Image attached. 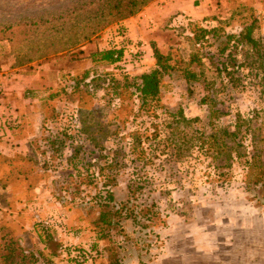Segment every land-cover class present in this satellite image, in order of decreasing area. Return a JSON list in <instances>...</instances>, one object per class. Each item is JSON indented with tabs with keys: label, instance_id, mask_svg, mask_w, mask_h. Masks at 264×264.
<instances>
[{
	"label": "rangeland",
	"instance_id": "rangeland-1",
	"mask_svg": "<svg viewBox=\"0 0 264 264\" xmlns=\"http://www.w3.org/2000/svg\"><path fill=\"white\" fill-rule=\"evenodd\" d=\"M195 7L200 17H181L174 23L168 18L154 31L158 43L145 42L151 60L141 67L154 66L151 45L187 61L192 52L189 39L197 28L220 30L206 39L201 56L210 53L222 59L218 52L226 40L222 34H238L253 19L258 24L254 36L264 43V0H195ZM102 9V0H0V29L11 26L14 31L11 40H0V106L6 110L7 88L14 79L20 80L18 90L25 77L37 80L24 93L35 95L45 112L43 99L58 89L62 76L105 73L102 64L92 62L91 54L125 49L117 36L123 27L103 26ZM93 29L94 34L84 40L83 34ZM74 42L72 49L54 53ZM227 54L245 64L231 69L235 85L204 63L206 78L214 82L217 108L225 114L217 126L231 128L237 113L243 120L251 119L247 125L257 136L264 161V74L253 70L244 47H230ZM141 67L129 69L128 77L140 76ZM109 69L108 74H124ZM131 92L77 91L61 97L53 115L47 108V122L55 127H40L21 149L23 155H17L25 161L16 162V167L27 179L8 184L14 200L6 193L0 196V256L6 253L1 236L9 230V237L30 250L26 264H78L71 251L82 249L97 251L94 264H108L110 254L112 264H264V193L247 189L243 160L234 159L223 170L228 174L223 180L208 167L211 160L190 153L176 156L171 146L176 133L209 131L208 107L201 103L206 91L173 73L163 82L157 117L140 114L138 99ZM179 109L187 119L200 122L192 124L191 130L183 129L173 118ZM75 119L84 122L89 136L82 126L74 128ZM152 122L159 129L156 154L160 156L143 165L135 162L127 143L133 132L146 128L151 132ZM249 144L247 139L244 146L251 151ZM114 150L120 151L117 156ZM71 151L74 156L68 166L64 159ZM29 158L40 160L39 164ZM113 158L117 164H111ZM4 163L0 161V178L6 177ZM69 174L77 177L70 180ZM105 190L114 197L110 206L123 204L135 217L134 221L120 219L121 225L109 231L108 239L99 240L94 202L98 191L104 196ZM47 220L53 223H44Z\"/></svg>",
	"mask_w": 264,
	"mask_h": 264
},
{
	"label": "trees",
	"instance_id": "trees-1",
	"mask_svg": "<svg viewBox=\"0 0 264 264\" xmlns=\"http://www.w3.org/2000/svg\"><path fill=\"white\" fill-rule=\"evenodd\" d=\"M152 1L154 0H102L103 26L119 23L137 15ZM257 28V19H253L251 23L245 25L238 34H222L226 39L222 48L218 49L222 59H216L214 54L208 53L201 56L199 53L209 36L218 35L220 32L218 28H197L194 31L193 38L191 40L189 39L192 52L187 61L180 58L172 51L163 54L159 52L155 45H151L152 58L154 60L153 68L145 70L140 76L131 79L128 77L129 72L122 68L119 69L117 66L113 69L118 68V70L124 74H119L120 76L118 77L106 72L112 70L109 68H112L111 66L120 60L121 50H116L115 48L99 50L91 54V60L93 63L102 64L105 68V73L95 72L94 74V72H84L79 78L73 76L71 73L62 76L60 84H58V89L50 90L43 99V105L46 109L45 112H43L41 129H52L53 126L55 127L54 123L47 122L48 111L53 115L57 110L56 102L66 94H74L77 91L93 95L99 91L104 92L112 90L116 92L118 89H133L131 94L134 93L139 102L138 112L147 117H157L156 109L159 108L163 82L166 78L171 77L173 73H176L184 83L199 85L200 88L206 91L207 94L201 99V103L208 107V122L206 126L209 129L208 132L205 128H199L196 132L174 134L175 136L171 141V146L175 150L176 156L190 153L191 155L196 154L198 157L203 156L211 160V164L208 167L213 170V173L218 179L223 178V180L225 179L224 177L228 175L223 172V170L229 169L234 159L243 160L244 166L246 167L244 183L247 189L253 187L254 189L262 190V193H264L263 155L256 144L257 136L251 134L252 132L248 128V123L251 122V119L243 120L242 116L237 113L231 128L217 126V121L225 114L217 108L213 90L214 82L208 80L204 72V63H208L210 67L214 68L218 75L229 77L232 81V85H235L236 81L233 78L231 69L242 68L245 64L243 62L237 63L232 55L227 54V56H224V54L230 47L231 49H235L238 46H242L245 48V51H247L250 62L253 65V70L258 69L264 74V43L254 36ZM94 32L95 30L93 29L83 34V39H89ZM13 33V27L11 26L1 28L0 40L8 38L11 40ZM76 43L77 42L70 43L68 44L71 45L70 47L63 48L54 53H59L69 48L72 49V46H75ZM231 43L233 44L231 45ZM229 51L228 53H231V50ZM119 78H121V80ZM173 118L174 121H177L179 126H183V129L190 128L191 130L192 124L200 122L199 118L187 119L180 109L173 114ZM73 123L76 125L74 126L75 129L82 126V132L89 136L88 131H86L87 126L82 120L79 121L75 119ZM243 124L245 125L244 127ZM151 128L152 130L149 133H147V128L143 129V132H133V134L129 135L130 141L127 143L128 152L131 156L134 155L133 159H135V162H141L143 165L153 162L152 159L154 157L159 158L160 156L156 154L159 146V143H156L159 135L158 125L152 122ZM243 128L245 130H243ZM247 139H249L251 151L246 150L244 146V142ZM119 152V150H114L113 153L117 156ZM73 156L74 151H71L70 154L65 157L64 161L68 166L71 164ZM29 159L35 164H39L40 160L38 161L37 159L36 161L32 158ZM21 160L25 161L24 158L16 156L14 159L10 160L9 163H4L7 171L6 177L0 178V183H2L3 186H6L13 180L21 179L22 181H26L27 175L24 172H20L19 168L16 167V162ZM115 161L116 159L113 158L111 164ZM114 164H117V162ZM44 165L45 163L42 167H44ZM44 170L45 169H42V171ZM68 176L71 180L76 175L69 174ZM91 176L92 178L94 177V175ZM28 188H30V185ZM128 188L130 192V186H128ZM98 195L100 196H98L97 202H94L98 208L97 218L94 224L98 239L105 240L108 239L107 237L111 229L121 225L120 219L125 221L132 219V221H134L135 216L130 213L128 208L125 209L123 204L110 206L114 201L111 190H105L104 196H101L100 191H98ZM8 232L9 230H6L4 232L5 234L1 236L4 242L2 250L6 252L0 256L2 264H26V258L30 257V250L21 246V244L18 243L20 240H14L9 237ZM106 259L108 260V264H112L111 254L110 256L107 255ZM75 261L77 262L76 259Z\"/></svg>",
	"mask_w": 264,
	"mask_h": 264
},
{
	"label": "crops",
	"instance_id": "crops-1",
	"mask_svg": "<svg viewBox=\"0 0 264 264\" xmlns=\"http://www.w3.org/2000/svg\"><path fill=\"white\" fill-rule=\"evenodd\" d=\"M195 8V0H155L142 12L118 23V26L123 27V30L125 29V33L132 41L141 40L145 44L148 39H152L151 41L158 43L155 37L156 32L154 31L163 25L166 19L171 18L173 23L179 21L181 17H188L194 20L200 17ZM149 46H145L146 55L138 68L143 63L151 60L149 58ZM146 68L141 67L140 71L143 73ZM19 81V79H14L6 92L7 108L5 113H10L18 118V124L12 131V136L9 138L0 136V161L7 163L17 155H21V149L28 145L29 141L38 134V130L41 127L40 118L43 116L42 103L39 99L35 95L30 97L27 93H24L25 89L31 86L35 87V81L37 80L25 77V80H22L23 87L21 86V90H18ZM4 193L9 195L10 200H14L11 196L12 194H9V185L3 186L0 183V196L4 195ZM1 201L2 199H0V204Z\"/></svg>",
	"mask_w": 264,
	"mask_h": 264
},
{
	"label": "built area",
	"instance_id": "built-area-1",
	"mask_svg": "<svg viewBox=\"0 0 264 264\" xmlns=\"http://www.w3.org/2000/svg\"><path fill=\"white\" fill-rule=\"evenodd\" d=\"M118 38L125 50H121L120 60L111 67L114 68L117 66L126 71L138 67L144 60L146 45L143 42H133L130 40L123 29H120ZM5 111L6 110L0 106V136H12V131L18 124V118L10 113L6 114ZM44 223L50 224L53 223V220H47V222ZM71 256L75 258L79 264H94L97 253L91 249L73 250L71 251Z\"/></svg>",
	"mask_w": 264,
	"mask_h": 264
}]
</instances>
